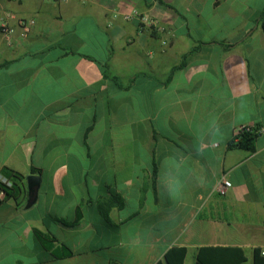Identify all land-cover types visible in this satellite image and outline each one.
Segmentation results:
<instances>
[{
    "label": "crops",
    "instance_id": "0c3cea01",
    "mask_svg": "<svg viewBox=\"0 0 264 264\" xmlns=\"http://www.w3.org/2000/svg\"><path fill=\"white\" fill-rule=\"evenodd\" d=\"M133 9L162 30L124 18ZM4 11L35 23L22 35L9 19L11 42L0 36V179L7 167L40 183L30 207L26 180L0 201V264H155L174 247L184 264L201 247L253 264L264 0H0ZM242 126L260 130L253 151L230 147Z\"/></svg>",
    "mask_w": 264,
    "mask_h": 264
},
{
    "label": "trees",
    "instance_id": "16d2710c",
    "mask_svg": "<svg viewBox=\"0 0 264 264\" xmlns=\"http://www.w3.org/2000/svg\"><path fill=\"white\" fill-rule=\"evenodd\" d=\"M261 29L264 34V19L261 21ZM256 129L257 128H252L251 130L244 131L237 142L235 140L230 142V147H239L248 151H253L254 140L257 136L255 132ZM153 166L154 180L156 175L155 163H153ZM37 174H39V172H37ZM1 176L5 179V181L0 179V188L5 193V199H17L18 195L25 190L24 180H35L39 178V175L33 174L23 176L7 167L2 169ZM114 197H118V195H112V200ZM34 233L42 243H45L48 238L47 235L37 230H34ZM62 248L65 249L66 255L71 254V251L66 246L62 245ZM261 251L260 249L254 250L253 264H264V255L261 254ZM185 256L186 249L184 247H174L165 253L164 260L158 261L155 264H184ZM245 260L242 250L238 247H201L196 255L197 264H241Z\"/></svg>",
    "mask_w": 264,
    "mask_h": 264
},
{
    "label": "built area",
    "instance_id": "2783aa9c",
    "mask_svg": "<svg viewBox=\"0 0 264 264\" xmlns=\"http://www.w3.org/2000/svg\"><path fill=\"white\" fill-rule=\"evenodd\" d=\"M132 16L137 17L139 19V22L144 26H147L149 28L155 27L157 31L162 30V28L159 27L153 19L149 18L145 14L138 12L135 9L132 10L130 15H125L124 18L130 19ZM9 19H16L17 20V23L21 28L22 35H26L30 31V28L35 23L34 19L18 18L14 15V13H12L10 11L0 12V36L3 37L8 44L11 42V33H12V30L8 25ZM251 129H252V127H250V126H242V127L236 128L234 131L233 140H235L237 142L240 135L244 131H248ZM261 130L264 131L263 129H261ZM255 132L257 134L260 132V130L257 128ZM3 181H5V180H3ZM230 185H231L230 181L225 179V177H223L221 179L220 183L218 184L217 190L220 194H224L226 192V189L228 187H230ZM4 199H5V193L0 188V201H2ZM261 254L264 255V250L261 251Z\"/></svg>",
    "mask_w": 264,
    "mask_h": 264
},
{
    "label": "water",
    "instance_id": "95a60500",
    "mask_svg": "<svg viewBox=\"0 0 264 264\" xmlns=\"http://www.w3.org/2000/svg\"><path fill=\"white\" fill-rule=\"evenodd\" d=\"M39 183V178L35 180H27V200L25 207H30L36 202Z\"/></svg>",
    "mask_w": 264,
    "mask_h": 264
}]
</instances>
